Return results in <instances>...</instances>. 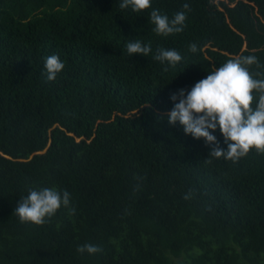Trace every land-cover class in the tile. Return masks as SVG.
<instances>
[{
	"label": "trees",
	"instance_id": "16d2710c",
	"mask_svg": "<svg viewBox=\"0 0 264 264\" xmlns=\"http://www.w3.org/2000/svg\"><path fill=\"white\" fill-rule=\"evenodd\" d=\"M187 2L184 30L163 37L150 9L120 0H0V264H264V152L208 157L166 120L171 93L229 59L255 55L264 73V0ZM184 3L153 7L171 17ZM131 39L152 53L130 57ZM160 47L184 61L165 69ZM53 53L65 67L48 81ZM45 186L75 211L22 223L18 200Z\"/></svg>",
	"mask_w": 264,
	"mask_h": 264
},
{
	"label": "clouds",
	"instance_id": "9594fccd",
	"mask_svg": "<svg viewBox=\"0 0 264 264\" xmlns=\"http://www.w3.org/2000/svg\"><path fill=\"white\" fill-rule=\"evenodd\" d=\"M183 9L173 16L153 7V0H120V9L142 12L150 9L149 19L154 25L153 31L160 36L181 33L190 11V4L185 0ZM127 54L147 57L152 53L151 43L141 39L126 42ZM192 53H197V43L189 45ZM165 66L176 67L185 59L175 48L160 47L154 56ZM255 55H240L229 59L196 81L190 89L180 88L170 94L173 103L166 120L170 125H179L185 135L194 139H203L210 151L208 157L233 162L239 161L251 151L264 152V73H254L250 66L258 64ZM65 67L59 55L53 53L44 59L46 79L52 81ZM217 130L223 137L226 147L221 146ZM207 157V158H208ZM187 198V196H185ZM71 194L57 186L32 187L26 196L18 200L14 209L22 223L43 225L59 209L70 208ZM75 211L74 208H70ZM81 255H94L103 251L94 243L77 245Z\"/></svg>",
	"mask_w": 264,
	"mask_h": 264
}]
</instances>
